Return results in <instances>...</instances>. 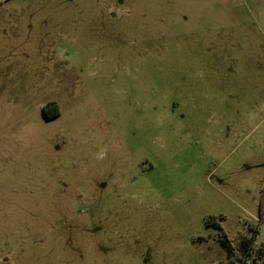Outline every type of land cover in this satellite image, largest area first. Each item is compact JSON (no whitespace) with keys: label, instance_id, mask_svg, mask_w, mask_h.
Wrapping results in <instances>:
<instances>
[{"label":"rangeland","instance_id":"rangeland-1","mask_svg":"<svg viewBox=\"0 0 264 264\" xmlns=\"http://www.w3.org/2000/svg\"><path fill=\"white\" fill-rule=\"evenodd\" d=\"M263 189L264 0H0V264H220Z\"/></svg>","mask_w":264,"mask_h":264},{"label":"trees","instance_id":"trees-1","mask_svg":"<svg viewBox=\"0 0 264 264\" xmlns=\"http://www.w3.org/2000/svg\"><path fill=\"white\" fill-rule=\"evenodd\" d=\"M59 115L60 111L57 109L55 114H47V118L52 119ZM259 217V224L250 226L252 234L243 237L239 242H234L229 238L222 225L216 222V218H208L206 220L207 226H213L215 229L223 232L220 244L226 252V259L220 262V264H264V242L259 244L257 241V236L260 231V223L264 221V206H261L260 208Z\"/></svg>","mask_w":264,"mask_h":264},{"label":"flooded vegetation","instance_id":"flooded-vegetation-1","mask_svg":"<svg viewBox=\"0 0 264 264\" xmlns=\"http://www.w3.org/2000/svg\"><path fill=\"white\" fill-rule=\"evenodd\" d=\"M57 109H58L57 106L53 102H48V103L44 104L41 107L40 111H41V113H43L44 116L47 117L48 111H50V110H57Z\"/></svg>","mask_w":264,"mask_h":264}]
</instances>
